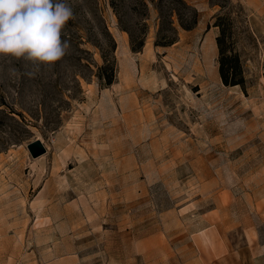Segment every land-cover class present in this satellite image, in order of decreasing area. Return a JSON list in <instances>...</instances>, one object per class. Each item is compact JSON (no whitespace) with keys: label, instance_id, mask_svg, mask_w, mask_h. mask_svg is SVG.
I'll use <instances>...</instances> for the list:
<instances>
[{"label":"rangeland","instance_id":"1","mask_svg":"<svg viewBox=\"0 0 264 264\" xmlns=\"http://www.w3.org/2000/svg\"><path fill=\"white\" fill-rule=\"evenodd\" d=\"M65 3L61 60L0 55V264H264V0Z\"/></svg>","mask_w":264,"mask_h":264},{"label":"clouds","instance_id":"2","mask_svg":"<svg viewBox=\"0 0 264 264\" xmlns=\"http://www.w3.org/2000/svg\"><path fill=\"white\" fill-rule=\"evenodd\" d=\"M72 18L65 0H0V55L54 64L70 47L61 34Z\"/></svg>","mask_w":264,"mask_h":264},{"label":"trees","instance_id":"3","mask_svg":"<svg viewBox=\"0 0 264 264\" xmlns=\"http://www.w3.org/2000/svg\"><path fill=\"white\" fill-rule=\"evenodd\" d=\"M224 19L222 16L217 17L216 25L221 28L220 35L217 37V43L219 47V62H220V74L225 84L227 85H241L245 82V77L242 71V64L240 57L233 53L229 49L227 39L231 35V30L228 28L227 24H224ZM186 29H190L191 25H185ZM115 66V64H114ZM102 78L105 80L106 84H112L115 78V67H111V74L105 72L107 67L101 69Z\"/></svg>","mask_w":264,"mask_h":264},{"label":"water","instance_id":"4","mask_svg":"<svg viewBox=\"0 0 264 264\" xmlns=\"http://www.w3.org/2000/svg\"><path fill=\"white\" fill-rule=\"evenodd\" d=\"M29 149L34 157L41 156L47 149L41 140H36L29 144Z\"/></svg>","mask_w":264,"mask_h":264},{"label":"crops","instance_id":"5","mask_svg":"<svg viewBox=\"0 0 264 264\" xmlns=\"http://www.w3.org/2000/svg\"><path fill=\"white\" fill-rule=\"evenodd\" d=\"M257 239H258V237H257Z\"/></svg>","mask_w":264,"mask_h":264},{"label":"bare ground","instance_id":"6","mask_svg":"<svg viewBox=\"0 0 264 264\" xmlns=\"http://www.w3.org/2000/svg\"><path fill=\"white\" fill-rule=\"evenodd\" d=\"M44 144V143H43Z\"/></svg>","mask_w":264,"mask_h":264}]
</instances>
